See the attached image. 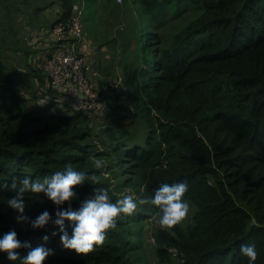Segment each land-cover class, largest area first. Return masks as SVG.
Here are the masks:
<instances>
[{
  "label": "trees",
  "instance_id": "trees-1",
  "mask_svg": "<svg viewBox=\"0 0 264 264\" xmlns=\"http://www.w3.org/2000/svg\"><path fill=\"white\" fill-rule=\"evenodd\" d=\"M77 1L61 0L52 28L69 20ZM132 3L139 5L142 19L128 22L134 21L129 30L136 51L122 66L124 87L106 97L124 102H105L110 122L94 123L95 112L75 108L50 86L46 92L38 88L43 102L29 108L30 95L0 59V184L8 185L0 186V236L14 229L32 247L46 244L54 254L45 264H146L137 253L143 249V222L156 216L154 206L141 205L135 215L119 219L104 244L89 254L65 249L59 236L45 242L42 237L51 236L54 223L34 230L17 222L7 204L15 195L13 178H42L71 165L88 173V181L76 186L81 201L94 187L107 188L115 200L127 184L143 189L144 198L161 183H188L185 198L197 206L194 223L157 227L161 263L248 264L240 248L254 243L256 264H264V0ZM168 26L172 41L167 43ZM132 109L143 137L125 121ZM97 160L100 168L94 166ZM105 173L125 179L113 185ZM42 196L26 195L27 215L34 219L49 210L55 218L56 206L41 202ZM29 250L18 251L23 257ZM0 264L21 261L0 252Z\"/></svg>",
  "mask_w": 264,
  "mask_h": 264
},
{
  "label": "clouds",
  "instance_id": "clouds-1",
  "mask_svg": "<svg viewBox=\"0 0 264 264\" xmlns=\"http://www.w3.org/2000/svg\"><path fill=\"white\" fill-rule=\"evenodd\" d=\"M94 166L100 168L102 164L97 160ZM87 177L85 171L68 165L42 178L31 175L13 178L10 190L15 195L7 199V204L17 213V222H27L34 230L46 229L50 223H54L56 228L51 236L45 234L42 239L48 242L51 237L59 236L65 249L75 250L79 254H89L102 246L109 232L117 228L118 220L135 215L141 205L150 206L149 210H153L154 206L159 225L167 229L182 224L190 212V203L185 198L189 191L186 181L161 183L153 195L139 200L135 194L122 195L113 200L107 188L94 187L92 193L81 201L76 186L88 181ZM0 186L8 185L3 183ZM31 193L43 194L41 202L50 200L56 206L55 218L49 210H44L34 219L27 215L29 202L25 197ZM76 201H80L78 208L73 207ZM21 248L30 249L26 256L21 257L18 251ZM240 251L248 258V264H256L258 252L254 243L241 245ZM0 252L7 253L11 261L20 260L21 264H45L47 258L54 254V249L46 244L32 247L30 242L21 241L13 229L0 236Z\"/></svg>",
  "mask_w": 264,
  "mask_h": 264
},
{
  "label": "rangeland",
  "instance_id": "rangeland-1",
  "mask_svg": "<svg viewBox=\"0 0 264 264\" xmlns=\"http://www.w3.org/2000/svg\"><path fill=\"white\" fill-rule=\"evenodd\" d=\"M114 1L117 4L120 3L118 5L121 6V9L118 11L113 9L118 6ZM60 3L61 0H45V2L44 0H0V59L7 65V71L15 76L18 87L32 97H37V93L35 88H29L31 86L30 82L23 79V75L26 76L25 72L21 71L16 65L23 62L22 54L20 53L19 55L18 52L22 51V53L28 55L37 50L35 45L28 43L24 39H32L29 36L32 32L31 29L38 27H48L50 29L57 18L58 10L61 6ZM138 8L139 5L132 3V0H129L128 3L126 0L120 2L118 0H85L82 18L85 30L83 40L90 47L86 52L88 58L90 57V59L93 58L94 60L93 63L90 62L92 79L104 102L109 101V103L114 105L124 104L121 100L114 101L106 97L111 92L110 82L123 78L122 66L124 62L128 60L133 61L134 59L136 49L134 39L132 38L133 33L129 30V27H133L136 19H142L136 13ZM130 18L134 21L128 24ZM125 19H127L126 22ZM168 31H171L170 26L163 29L167 43L172 41V38L170 40V37L166 36ZM101 44H103V47H101ZM106 59H108V63ZM109 59L110 64H112L110 68H108ZM28 79L31 80L30 78ZM31 96L28 104H31ZM28 107L30 108L31 105H28ZM119 107L118 110L121 113L124 108ZM130 113L129 117H125V121L133 123L131 125L136 127L139 135L143 137L142 123L133 118L135 110L132 109ZM91 116L94 118L92 119L94 123H107L112 119V111L110 108L108 109V104H106L99 111V114L95 112ZM104 177L113 185L121 183L125 179V176L117 178L118 173H105ZM141 193H144L143 189L140 192L135 186L132 187L130 184H127L118 190L117 195L120 198L122 195L135 194V198L139 200L141 199ZM189 203L190 212L182 224H180L182 227H188L194 223L197 206L191 201ZM153 218L154 216L149 217L143 222V249L137 254L146 264H166L161 263L156 255L154 232L159 224L155 223ZM173 264H179V262L175 260Z\"/></svg>",
  "mask_w": 264,
  "mask_h": 264
},
{
  "label": "built area",
  "instance_id": "built-area-1",
  "mask_svg": "<svg viewBox=\"0 0 264 264\" xmlns=\"http://www.w3.org/2000/svg\"><path fill=\"white\" fill-rule=\"evenodd\" d=\"M84 8L85 0L75 2L69 20L54 25L55 44L39 58L37 67L47 73L49 86L59 90V97L69 98L75 108L92 113L101 111L106 103L102 101L92 79L90 62L94 60L88 58L86 51L90 47L83 40ZM123 87V78L110 82L113 94Z\"/></svg>",
  "mask_w": 264,
  "mask_h": 264
},
{
  "label": "crops",
  "instance_id": "crops-1",
  "mask_svg": "<svg viewBox=\"0 0 264 264\" xmlns=\"http://www.w3.org/2000/svg\"><path fill=\"white\" fill-rule=\"evenodd\" d=\"M31 31L32 32L29 36H31L32 39H24V40L28 41V43L32 45H35L37 47V50L28 55L22 53V51H19L18 54L19 55L20 53L22 54L23 62L16 65L21 71L25 72L26 76L23 75L24 77L23 79H26L27 81L30 82L31 86L29 88H35V91L37 93V97H36L37 99L34 98L35 96L32 97L30 95L31 104H28V105H32V104L35 105L40 102H43V95L41 90L46 92V88L49 86L48 75L44 71L40 72L37 70L36 68L37 62L39 58L43 57L44 53L55 44V37L53 35L52 26L50 29H48V27L47 28L38 27L35 29H31ZM110 59H109L108 68L112 66V64H110ZM28 78H30L31 80H29ZM38 88H42V89L39 90Z\"/></svg>",
  "mask_w": 264,
  "mask_h": 264
},
{
  "label": "water",
  "instance_id": "water-1",
  "mask_svg": "<svg viewBox=\"0 0 264 264\" xmlns=\"http://www.w3.org/2000/svg\"><path fill=\"white\" fill-rule=\"evenodd\" d=\"M106 61H107V59H106ZM107 63H108V61H107ZM153 221L155 222V223H158V220H157V216H155L154 218H153ZM159 224V223H158ZM160 226V225H159ZM161 227V226H160Z\"/></svg>",
  "mask_w": 264,
  "mask_h": 264
}]
</instances>
